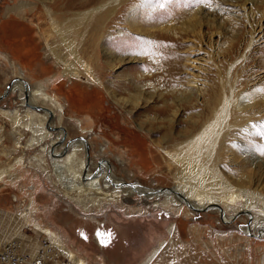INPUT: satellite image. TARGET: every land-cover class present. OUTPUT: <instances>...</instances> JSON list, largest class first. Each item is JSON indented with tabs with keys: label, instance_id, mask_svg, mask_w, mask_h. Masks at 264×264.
<instances>
[{
	"label": "rangeland",
	"instance_id": "obj_1",
	"mask_svg": "<svg viewBox=\"0 0 264 264\" xmlns=\"http://www.w3.org/2000/svg\"><path fill=\"white\" fill-rule=\"evenodd\" d=\"M22 1L0 0V223L15 225L0 230V253L15 244L24 260L20 264H33L41 250L49 252L53 264L96 259L97 264H141L180 247L183 264H264V202H246L236 193L232 201L201 194L187 199L197 207L192 210L182 201L181 176L169 157L199 131L228 83L242 86L245 106L264 99V0H132L103 32L102 39H116L111 44L118 49L116 68L99 69L124 108L102 88L63 82L46 67L36 20L30 26L15 18L3 22L5 9ZM108 47H100V62L110 60L103 51ZM19 82L58 97L56 107H68L63 120L40 117L52 111L46 105L31 118L12 92ZM131 97L139 106L129 122L123 111L131 107ZM261 103L262 115L252 122L262 151L235 143L234 158L228 152L221 171L234 192L242 175L254 176L256 182L241 189L264 198ZM160 107H166V117ZM173 110L177 115L169 126ZM61 130L70 142H88L78 158L89 162L91 173L107 164L116 179L147 193L126 196L120 189L118 196L103 199L90 190H71L72 175L58 176L51 167V151L63 143L57 138ZM109 233L104 246L99 234L107 238Z\"/></svg>",
	"mask_w": 264,
	"mask_h": 264
},
{
	"label": "bare ground",
	"instance_id": "obj_2",
	"mask_svg": "<svg viewBox=\"0 0 264 264\" xmlns=\"http://www.w3.org/2000/svg\"><path fill=\"white\" fill-rule=\"evenodd\" d=\"M131 1L23 0L19 4L5 9L6 18L3 22L15 18L19 22L30 26L36 20L35 29L39 30L38 35L42 41L43 52L45 51L44 54L42 53L45 66L51 67L55 73H60V77L62 76L61 81L63 80V82L66 80L69 83L84 81L86 84L95 85V89L99 90L102 88L112 102L124 108L125 106L123 107V104L119 103L113 92H110L109 87L105 85L106 82H103L104 76L100 75L99 69L105 68L107 71H111L116 68V62L119 60L115 58L114 52H118V49L111 47V44L116 39H102L104 36L103 32L110 24L113 25L120 15L122 16V12L130 8ZM97 5L99 6L97 7ZM46 21H49L48 26ZM25 29H20V31H25ZM165 29L167 28L164 27L163 30ZM165 31L169 32L170 29ZM46 32L48 33L45 34ZM172 42L174 46L178 44L177 41ZM104 44L109 45L103 51L107 52V57L109 56L110 60L100 62L97 59V55L99 54V49H101L100 47ZM153 51L151 47L147 50L148 53H151L149 55L150 59L153 56ZM66 58L70 61L68 64L62 62V59ZM149 61L154 62L153 60ZM226 86L222 88L223 92L220 91L222 92L220 93L221 96L217 99L215 106L211 107L209 116L202 122L199 131L175 146L173 149L175 153L173 152L174 154L169 155L170 165L174 166L176 170L178 169L181 176L180 189L183 193L182 201L192 210H195L197 207L188 203L187 199L199 197L201 194H204L203 196L205 197L207 195L209 197L207 199L220 197L225 201H232L236 196L234 193H236L242 196L246 202L251 199L264 202V198H261L258 193L241 189L242 184L255 183L254 176L242 175L237 183L239 189L234 192L233 189L235 187L224 177L221 171L226 154L232 152L230 156L232 155V158H234L233 149L235 143L241 142L244 147L250 143L255 146L257 151H262L260 145H258L259 142H257L259 135L257 133V126H254L253 118L257 113H259L257 114L259 116L262 115L259 112L260 102L264 104V99H256L257 102L245 106L239 93L242 86L236 83V81L234 85L228 83ZM224 88L225 90H223ZM12 92L17 93L21 104L25 108L24 111L27 114V111H30L31 114L28 115L33 119L39 117L37 109L45 105L52 110L41 112L42 116L40 117L46 120L52 118L61 122L66 115L68 107L63 105L56 107L55 101L58 97L53 98L49 96L40 87L33 89L27 83L19 82L17 86L12 87ZM131 99L127 102L131 103V107L126 111L122 110L129 122H131L132 113L139 106L136 97H131ZM58 100L60 101V99ZM9 113L12 116L15 115L14 111H10ZM165 113L166 107L160 110L162 117H166ZM176 115L177 110H173L172 115H170L171 117H168L166 120L169 126L174 124L173 120L176 118ZM78 122L81 123L82 121L78 120ZM81 124V126H84L88 122ZM48 128H52L50 124H48ZM57 136L63 143L52 149L51 167L53 172L58 176L63 175L64 172L72 175L73 178L68 181L71 190H90L97 195H101L103 199H112L114 196H118L120 189L126 196L147 193V191L139 189L136 185H125L116 179L107 164L103 163L99 165L97 170L91 173L89 162L85 165V161H81L78 158V154L83 149L88 148V142L85 139L70 142L66 140L67 131L63 132L62 130L57 132ZM256 160L257 158H255ZM162 161L164 163L163 157ZM247 161L249 160L245 162ZM185 173L189 175L182 177ZM109 189L113 190L108 194L105 191ZM168 192H172V190ZM3 215L4 213L0 212V222H2ZM13 228V224L0 223V230L4 232Z\"/></svg>",
	"mask_w": 264,
	"mask_h": 264
},
{
	"label": "built area",
	"instance_id": "obj_3",
	"mask_svg": "<svg viewBox=\"0 0 264 264\" xmlns=\"http://www.w3.org/2000/svg\"><path fill=\"white\" fill-rule=\"evenodd\" d=\"M23 257L17 253L15 244H6L0 253V263L2 264H20ZM53 264L49 252L41 250L39 255L34 259L33 264Z\"/></svg>",
	"mask_w": 264,
	"mask_h": 264
},
{
	"label": "crops",
	"instance_id": "obj_4",
	"mask_svg": "<svg viewBox=\"0 0 264 264\" xmlns=\"http://www.w3.org/2000/svg\"><path fill=\"white\" fill-rule=\"evenodd\" d=\"M93 264H97V259ZM113 264H119V263H117V261L116 262L114 261ZM141 264H183L181 260V248L178 247V249H176L175 247L172 250L165 251L161 255H158L157 259H152L150 261H143Z\"/></svg>",
	"mask_w": 264,
	"mask_h": 264
},
{
	"label": "snow or ice",
	"instance_id": "obj_5",
	"mask_svg": "<svg viewBox=\"0 0 264 264\" xmlns=\"http://www.w3.org/2000/svg\"><path fill=\"white\" fill-rule=\"evenodd\" d=\"M202 3L207 4L208 0H201ZM100 235V239H101V243L104 246H107V243L110 242V238H111V234H107V238H105V234H99Z\"/></svg>",
	"mask_w": 264,
	"mask_h": 264
},
{
	"label": "water",
	"instance_id": "obj_6",
	"mask_svg": "<svg viewBox=\"0 0 264 264\" xmlns=\"http://www.w3.org/2000/svg\"><path fill=\"white\" fill-rule=\"evenodd\" d=\"M9 88V87H8ZM87 154V156H88V152L86 153ZM215 207H217V205H214ZM218 209H220L219 207H218ZM195 211H197V210H195Z\"/></svg>",
	"mask_w": 264,
	"mask_h": 264
}]
</instances>
